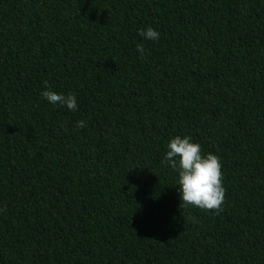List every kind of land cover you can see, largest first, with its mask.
I'll return each instance as SVG.
<instances>
[{
  "label": "trees",
  "instance_id": "obj_1",
  "mask_svg": "<svg viewBox=\"0 0 264 264\" xmlns=\"http://www.w3.org/2000/svg\"><path fill=\"white\" fill-rule=\"evenodd\" d=\"M186 135L219 214L162 163ZM0 264H264V0H0Z\"/></svg>",
  "mask_w": 264,
  "mask_h": 264
},
{
  "label": "clouds",
  "instance_id": "obj_2",
  "mask_svg": "<svg viewBox=\"0 0 264 264\" xmlns=\"http://www.w3.org/2000/svg\"><path fill=\"white\" fill-rule=\"evenodd\" d=\"M139 35L144 40L158 41L161 34L149 26L147 29H141ZM136 50L143 57L145 48L142 43L137 44ZM45 87L48 90L43 91L41 95L49 103L66 106L70 111L77 110V100L74 94H58L51 90V85L47 81H45ZM86 126L84 120L77 122L78 128ZM167 149L162 163L178 173L181 207L191 206L216 214L222 212L227 190L223 183L221 158L212 153L205 156L201 145L193 142V138L187 135L171 138Z\"/></svg>",
  "mask_w": 264,
  "mask_h": 264
}]
</instances>
